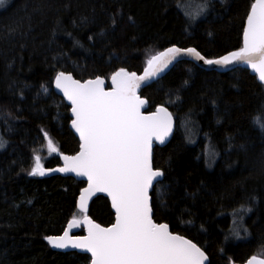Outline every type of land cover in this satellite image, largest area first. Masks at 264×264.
<instances>
[{"label":"trees","instance_id":"obj_1","mask_svg":"<svg viewBox=\"0 0 264 264\" xmlns=\"http://www.w3.org/2000/svg\"><path fill=\"white\" fill-rule=\"evenodd\" d=\"M254 1L209 0L195 25L179 4L205 0H11L0 7V264H90L88 255L58 252L45 237L62 234L73 217L104 226L115 219L104 196L87 214L78 209L86 182L29 175L36 156L54 168L62 154L80 150L71 106L54 90L57 73L80 80H109L121 68L141 73L173 45L219 58L243 46ZM141 94L149 111L165 105L176 120L171 141L154 151L164 172L152 191L154 219L197 243L209 264L264 258V132L255 123L264 121V84L247 69L218 73L181 61ZM48 139L57 152H49ZM239 208L250 212L245 241L233 234Z\"/></svg>","mask_w":264,"mask_h":264},{"label":"snow or ice","instance_id":"obj_2","mask_svg":"<svg viewBox=\"0 0 264 264\" xmlns=\"http://www.w3.org/2000/svg\"><path fill=\"white\" fill-rule=\"evenodd\" d=\"M205 0L203 7H208ZM4 0H0V5ZM113 24L115 21L113 20ZM195 56L206 64L228 65L234 62L249 65L264 82V0H255L247 14L243 30V46L218 59H205L196 48L173 46L153 56L142 76L121 68L112 74L113 87L106 91L97 76L83 83L64 72L57 73L55 84L69 101L72 127L79 134L80 151L64 156L65 166L45 169L40 156L29 175H45L48 171L75 172L87 176L88 187L80 193L79 207L87 210V200L94 192H107L116 212L115 223L101 227L87 216L83 221L73 217L60 236H46L55 248L69 247L91 253V264H205L206 253L181 235L173 234L167 223H157L149 195L157 178L164 175L153 168L152 142L161 143L172 128L171 114L166 108L144 115L145 101L137 95L141 83L155 76L176 57ZM255 123L264 132V121ZM47 137V133H45ZM4 143L0 141V148ZM49 152L58 149L48 139ZM83 222L87 236L72 237L69 232ZM264 264L252 257L248 264Z\"/></svg>","mask_w":264,"mask_h":264},{"label":"water","instance_id":"obj_3","mask_svg":"<svg viewBox=\"0 0 264 264\" xmlns=\"http://www.w3.org/2000/svg\"><path fill=\"white\" fill-rule=\"evenodd\" d=\"M254 2H255V1H254ZM246 21H247V19H246ZM245 26H246V23H245ZM173 46H176V47H179V48H185V47H181V46H179V45H173ZM173 46L167 47L166 49L171 48V47H173ZM187 48H195V47H187ZM166 49L162 50L161 52H164ZM196 49H197V48H196ZM197 51H199V50L197 49ZM161 52H159V53H161ZM199 52H200V51H199ZM159 53H158V54H159ZM200 53H201V52H200ZM158 54H156V55H158ZM156 55H155V56H156ZM201 55L204 56L202 53H201ZM225 55H227V54H225ZM223 56H224V55H223ZM204 57H205V56H204ZM219 58H220V57H219ZM205 59H207V58L205 57ZM216 59H218V58H216ZM212 60H215V59H212ZM181 61H192V62H194L196 65H198L199 67H201V68H203V69H205V70H209V71L214 70V71H216V72H218V73H227V72L234 71V70H236V69H238V68H243V69H247V70H249V71L251 72L252 75L257 76V78H258V73H257L254 69H252L249 65L244 64V63L234 62V63L228 64V65H217V64L209 65V64H206L203 60H199V59H197L195 56H191V55L183 54V55H181V56L176 57L171 63L168 64L167 67L163 68V70L160 71V72H158L155 76L151 77V78H150L149 80H147V81L142 82L140 88L137 89V95H138L142 100L145 101V103H144V105L141 107L140 111H141L144 115H150V114L156 112L157 108L163 107V108H166L167 111H168V113L171 114V120H172V128H171V131H170L169 134L165 137L164 142L161 143L159 140H156L155 138L153 139V142H152V160H153V158H154L155 147H156V146H166V145L171 141V139L173 138V135H174V133H175V129H176V120H175V117H174L173 112L170 110V108H168V107L165 106V105H162V106L157 107L154 111H149V107H150L149 100H148L147 98H145L144 96H142L141 91H142L144 88H146L147 86H149V85H151V84H153V83H155V82L161 80L164 76H166V75H167V74H168V73H169V72H170V71L176 66V64H178V63L181 62ZM148 67H149V65H147V66L145 67V69L148 68ZM145 69H144L141 73H137V72H135V73L137 74V76H142V75L144 74ZM126 70H127V69H126ZM127 71H128V72H131V71H129V70H127ZM61 72H64V71H61ZM64 73H65V74H70V75L72 76L73 79H75V80H79V81H81V83H83L84 81H86V80H80V79L76 78V77H75L73 74H71V73H68V72H64ZM111 77H112V76H111ZM100 78L104 81V84H103L104 89H105L106 91L111 90V88L113 87L111 78H110L109 80L105 79L104 77H100ZM94 79H95V78L87 79V80H94ZM258 80H259V78H258ZM259 81H260V80H259ZM260 82H261V81H260ZM261 83L264 84V82H261ZM54 90H55V92H56V93H57V94H58V95H59V96H60V97H61V98H62V99L68 104V105L71 106V101H69V100L67 99V97L64 95V93H63V91H62L61 89H58V88L56 87L55 81H54ZM70 115H71V118L73 119L74 117H73V115H72V112L70 113ZM70 128H71V130L74 132V134L76 135V137H77V138L79 139V141H80L79 134H78V133L76 132V130L72 127V124H71V123H70ZM79 151H80V150H79ZM79 151H78V152H79ZM78 152H77V153H78ZM77 153H76V154H77ZM76 154H74V155L62 154V164H61L60 166H57V167H54V168H47V167H44V168H45V169H57V168L64 167V166H65V161H64L63 157H64V156H69V157H71V156H75ZM153 168H154V169H157V168H155V166H154V161H153ZM160 170H161V169H160ZM161 171H162V170H161ZM163 173H164V172H163ZM56 175L64 176V177L71 176V177L75 178L77 181H84V182H86V186H85L83 189H85V188L88 187L87 176H84V175H77L75 172H67V173H64V172H59V171H48V172H46L45 175H43L42 177H51V176H56ZM163 180H164V175H163L162 177L157 178V182H154V186H153V188L150 189V191H149V195H150V197H151V203H152V191L154 190L155 186H156L158 183L162 182ZM83 189H82V190H83ZM98 196H104V197H106V198L109 199V201H110V205H111V209H112V211L114 212L115 219H116V212H115V209L112 207V200H111V197L108 195L107 192H94V193L88 198V200H87V202H86V203H87V210H86V212H82V211H81V209H80V207H79L80 200L78 199V203H77V205H78V209H79L82 213L87 214V213L89 212V209H90V207H91V204H92L93 200H94L95 198H97ZM79 197H80V196H79ZM153 212H154V210H153ZM86 216H87L91 221H93L94 223L99 224L101 227H105V228L110 227L112 224L115 223V219H114V222H113L112 224H110V225H108V226H104V225L100 224L99 222H97L96 220H94L91 216H89V215H86ZM153 219H154V216H153ZM80 220L83 221V218L80 219ZM154 220H155V219H154ZM155 221H156V220H155ZM156 222H157V221H156ZM157 223H160V222H157ZM163 223H164V222H163ZM168 225H169V224H168ZM67 227H68V225H67ZM67 227H66V229H67ZM80 228H83V229H84V233H83V234H78V231L80 230ZM169 230H170L173 234H178V235L183 236V237L186 238V239H189L188 237H186V236H184V235H182V234H180V233H176V232H174V231L171 229L170 225H169ZM62 234H63V233H62ZM62 234H60V235H62ZM87 234H88V225L85 224V223H83V222H81V223L79 224V226L72 228V229L70 230V232H69V235L72 236V237H78V236H81V237H82V236H87ZM60 235H57V236H60ZM189 240H191V239H189ZM192 242L195 243L194 241H192ZM195 244H197V243H195ZM197 246L200 247L198 244H197ZM51 247H52L54 250L58 251V252H63V253L77 252V253H80V254L88 255V256L90 257V264H91V259H92V257H91V253H90V252H87L86 250L78 249V248H72V247H69V248H66V249H60V248H55V247H53L52 245H51ZM200 248H201V247H200ZM201 249H202V248H201ZM202 250L204 251V249H202ZM204 252H205V251H204ZM205 253H206V252H205ZM206 255H207V257H208V261H206L205 264H209V262H210V257H209V255H208L207 253H206ZM252 257H256L257 260H264L263 257L256 256V255H255V256H252ZM252 257H251V258H252ZM251 258H249L246 262H244V263H239V264H248V261H249ZM254 264H255V262H254Z\"/></svg>","mask_w":264,"mask_h":264},{"label":"rangeland","instance_id":"obj_4","mask_svg":"<svg viewBox=\"0 0 264 264\" xmlns=\"http://www.w3.org/2000/svg\"><path fill=\"white\" fill-rule=\"evenodd\" d=\"M10 2L11 0H4V3L0 5V7ZM203 5L204 3L201 2H181L179 4V8L187 17L190 24L195 25L208 12L207 8H204ZM175 97H177V95H175ZM0 141L4 143V146L0 148V152H1L6 148V144L1 136V133H0ZM210 156L213 155L211 154ZM216 159L212 158L211 161L209 162L211 168H213ZM234 214H235L236 223L233 227V234L236 237L237 241H245L250 237L248 226L246 225V218L248 217L250 212L248 210H242V208H239L237 209V211H234Z\"/></svg>","mask_w":264,"mask_h":264}]
</instances>
